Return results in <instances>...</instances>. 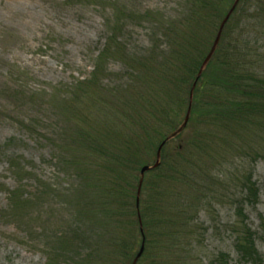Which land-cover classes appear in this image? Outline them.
<instances>
[{"label": "rangeland", "instance_id": "obj_1", "mask_svg": "<svg viewBox=\"0 0 264 264\" xmlns=\"http://www.w3.org/2000/svg\"><path fill=\"white\" fill-rule=\"evenodd\" d=\"M190 1L0 0V264H48L50 257L70 261L96 249L92 229L89 246L78 243L77 253L71 248L61 255L65 238L71 241L75 229L91 225L92 215L82 211L95 196L66 146L82 133L99 135L115 127L131 131L117 118L123 91L129 85L142 90L137 80H146L144 66L113 54L101 63L98 57L116 30L125 56H153L160 67L167 42L155 33L182 18ZM256 7L257 1L248 0L238 15L249 18ZM196 34L210 36L208 31ZM97 64L103 73L93 78ZM180 140L175 137L170 147ZM83 151L82 161L92 167L101 163L95 152ZM247 167L258 189L256 202L245 200L239 161L212 172L214 194L191 226L193 252H184L195 264H208L221 253L237 262L232 229L241 219L238 207L256 234L264 264V160ZM13 194L23 202H12Z\"/></svg>", "mask_w": 264, "mask_h": 264}, {"label": "trees", "instance_id": "obj_2", "mask_svg": "<svg viewBox=\"0 0 264 264\" xmlns=\"http://www.w3.org/2000/svg\"><path fill=\"white\" fill-rule=\"evenodd\" d=\"M235 1L192 0L182 18L160 26L162 33L159 30L155 36L167 42L160 67L154 65L153 56H125L117 31H112L98 62L113 54L136 63L135 67L144 66L146 80H137L143 91L131 85L123 91L126 96L117 118L132 126L131 131L115 127L99 135L82 133L69 138L66 147L73 156L72 165L89 181L95 196L91 207L82 211L89 218V213L92 215L91 225L75 229L71 241L65 238L61 255L71 248L77 253L78 243L89 246L92 229L96 249L70 261L56 262L50 257L48 264H133L142 246L143 254L136 264H195L184 252H193L191 226L214 194L212 172L237 166V161L243 173L239 185L246 193L245 200L257 201L253 170L247 165L264 160V0H255L257 7L249 18L238 15L241 4L248 0L238 2L197 80ZM196 31H208L210 36L200 39ZM153 44L160 48L155 39ZM99 65L93 78L103 73ZM189 109L188 124L176 136L180 143L172 148L174 138L166 142L159 167L145 173L138 204L141 169L150 166L152 159L156 161L159 147L183 124ZM82 149L84 153L95 152L101 163L92 167L82 161ZM18 197L13 194L12 202L21 201ZM236 213L241 217L232 229L237 262H232L229 253H221L208 264L262 263L256 234L246 224L243 207ZM260 228L264 233V217Z\"/></svg>", "mask_w": 264, "mask_h": 264}, {"label": "water", "instance_id": "obj_3", "mask_svg": "<svg viewBox=\"0 0 264 264\" xmlns=\"http://www.w3.org/2000/svg\"><path fill=\"white\" fill-rule=\"evenodd\" d=\"M240 0H236L234 5L232 6L231 10L229 11V13L226 15V17L224 18V20L222 21L221 25H220V28H219V31H218V34L216 36V39L212 45V48L209 52V54L207 55V57L205 58L201 68H200V71L198 73V77H197V80L201 77L204 69L206 68L207 64L209 63V61L211 60L212 56L214 55L217 47H218V44H219V41H220V38H221V35H222V32H223V29L226 25V23L228 22L230 16L232 15L233 11L235 10L238 2ZM196 80V82H197ZM195 86H196V83H194L193 87H192V90H191V93H190V104L192 103V100H193V92H194V89H195ZM190 113H191V109L188 110L187 112V116L183 122V124L180 126V128L175 131L172 135H170L166 141L164 143H162V145L159 147L158 149V152H157V158H156V162L154 165L152 166H144L141 171H140V183H139V189H138V199H137V203L139 204V195H140V189H141V186H142V182H143V177L145 175V173H147L148 171H151V170H154L156 169L157 167H159L160 165V159H161V150L163 148V146L166 144V142H168L169 140L175 138L177 135H179L184 129L185 127L187 126L188 124V121H189V118H190ZM143 250H144V247L142 246V248L140 249L138 255L136 256V258L134 259L133 261V264H136L137 261L140 259V257L142 256L143 254Z\"/></svg>", "mask_w": 264, "mask_h": 264}]
</instances>
